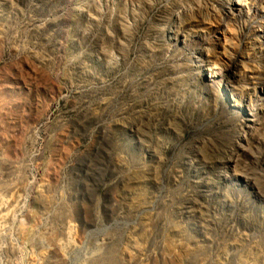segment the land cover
<instances>
[{
	"label": "rangeland",
	"instance_id": "rangeland-1",
	"mask_svg": "<svg viewBox=\"0 0 264 264\" xmlns=\"http://www.w3.org/2000/svg\"><path fill=\"white\" fill-rule=\"evenodd\" d=\"M0 264H264V0H0Z\"/></svg>",
	"mask_w": 264,
	"mask_h": 264
},
{
	"label": "bare ground",
	"instance_id": "bare-ground-1",
	"mask_svg": "<svg viewBox=\"0 0 264 264\" xmlns=\"http://www.w3.org/2000/svg\"><path fill=\"white\" fill-rule=\"evenodd\" d=\"M233 2H234V1H233ZM239 144H240V143H239ZM239 144H238V145H239ZM240 145H241V144H240ZM236 148H238V146H236L235 149H236ZM233 152H234V150H233ZM229 157H230V156H229ZM231 157H234V156H231Z\"/></svg>",
	"mask_w": 264,
	"mask_h": 264
}]
</instances>
